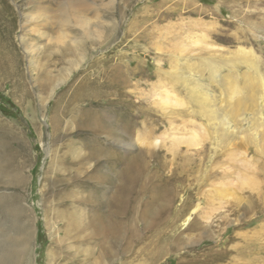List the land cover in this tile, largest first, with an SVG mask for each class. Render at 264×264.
Segmentation results:
<instances>
[{"label":"rangeland","instance_id":"374dc122","mask_svg":"<svg viewBox=\"0 0 264 264\" xmlns=\"http://www.w3.org/2000/svg\"><path fill=\"white\" fill-rule=\"evenodd\" d=\"M0 164L25 264H264V0H0Z\"/></svg>","mask_w":264,"mask_h":264},{"label":"bare ground","instance_id":"6f19581e","mask_svg":"<svg viewBox=\"0 0 264 264\" xmlns=\"http://www.w3.org/2000/svg\"><path fill=\"white\" fill-rule=\"evenodd\" d=\"M78 7H79V4H77V6H75L74 8H78ZM74 8H73V13L76 17L75 23L77 24V26L80 27V31H81V25L83 22H82L81 17H79L78 12ZM69 15H70L69 9L64 7L62 9L63 22L68 21ZM28 18L29 16H26L25 19H22V23L20 24V32L22 33V35L19 36V42H20L21 47L23 48L24 53L28 57V67L30 70H32V58H31L32 54L31 53L34 50L32 49L30 43L25 37V33L27 32L26 24L30 22V21L28 22ZM66 51L70 52L71 49H67ZM2 172H3V169H2V165L0 164V174ZM14 200L12 199L8 200L6 197L0 196V264H25L24 262H28L27 260L29 258V247H30V241L32 239V234H33V230L31 228V218L29 217L25 220L24 218L25 212L18 205L17 199H14ZM75 213L76 212H74V214ZM46 216H47V213H45L44 217L46 218ZM76 216L77 215L71 216V219L73 220L72 225L76 229H80L81 226L77 225L76 223L78 220ZM102 220H103V217H101L100 215H97L93 219L92 223H93V226L96 232L100 231L99 225L100 223H102ZM47 221H48V218L46 219V224L48 223ZM108 228L107 229L110 231L111 226L109 224V221H108Z\"/></svg>","mask_w":264,"mask_h":264}]
</instances>
